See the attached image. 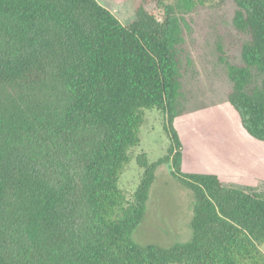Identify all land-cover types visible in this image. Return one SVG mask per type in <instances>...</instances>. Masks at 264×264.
<instances>
[{"label": "trees", "instance_id": "obj_1", "mask_svg": "<svg viewBox=\"0 0 264 264\" xmlns=\"http://www.w3.org/2000/svg\"><path fill=\"white\" fill-rule=\"evenodd\" d=\"M171 1H146L161 18L140 2L125 25L97 0H0V264H264V194L186 155V15L198 2ZM210 1L235 4L242 60L227 61V102L264 142V0ZM151 108L171 145L137 156L129 199L119 181ZM163 164L194 193L192 237L140 244Z\"/></svg>", "mask_w": 264, "mask_h": 264}, {"label": "rangeland", "instance_id": "obj_2", "mask_svg": "<svg viewBox=\"0 0 264 264\" xmlns=\"http://www.w3.org/2000/svg\"><path fill=\"white\" fill-rule=\"evenodd\" d=\"M113 12L123 24L136 19V7L142 2L161 18L162 10L147 0H97ZM151 1V0H149ZM172 0L171 2H173ZM194 10L186 15L191 31L186 33L187 49L192 63L185 73L188 124H182L188 158H200L211 169L220 164L223 179L239 187H250L264 194V142L242 134L227 102L231 87L227 61H241V38L232 20L235 4L197 0ZM223 45L225 53L219 51ZM224 57V59L222 58ZM165 113L146 109L141 128V143L131 152L133 159L122 174L119 185L129 199L138 187L143 168L137 156L146 153L150 162L168 152L171 140L165 131ZM194 193L171 174L168 164L161 165L152 186L146 215L133 233L140 244L170 246L192 237ZM264 252V244L261 246Z\"/></svg>", "mask_w": 264, "mask_h": 264}, {"label": "crops", "instance_id": "obj_3", "mask_svg": "<svg viewBox=\"0 0 264 264\" xmlns=\"http://www.w3.org/2000/svg\"><path fill=\"white\" fill-rule=\"evenodd\" d=\"M222 175H223V173H222Z\"/></svg>", "mask_w": 264, "mask_h": 264}]
</instances>
